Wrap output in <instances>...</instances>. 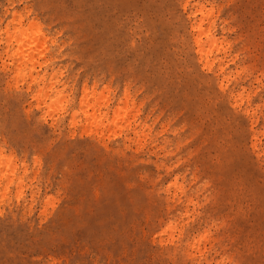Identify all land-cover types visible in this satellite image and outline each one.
Here are the masks:
<instances>
[{
    "label": "rangeland",
    "instance_id": "374dc122",
    "mask_svg": "<svg viewBox=\"0 0 264 264\" xmlns=\"http://www.w3.org/2000/svg\"><path fill=\"white\" fill-rule=\"evenodd\" d=\"M38 29L20 69L0 45V264H264V0H0V34Z\"/></svg>",
    "mask_w": 264,
    "mask_h": 264
},
{
    "label": "bare ground",
    "instance_id": "6f19581e",
    "mask_svg": "<svg viewBox=\"0 0 264 264\" xmlns=\"http://www.w3.org/2000/svg\"><path fill=\"white\" fill-rule=\"evenodd\" d=\"M203 10H204L203 5L200 4V3H196V4L193 5V10L190 12L189 16L193 17V19H192V31L194 33V39H195V44H196V47H197V53H198V55L200 57V60L206 66L211 68L212 65L219 59V57H220L219 55L222 52V48L219 47L220 39H218L216 37V34L214 32L213 24H211L207 29H204L203 26H204L205 19L203 18L202 20H195L196 15L197 14H202ZM13 17H14L13 21H17L18 19L20 21H22L23 15H21V13H18L17 11H14L13 12ZM11 24H12V21L10 23H8L7 30L9 29V26ZM7 32L8 31H3L0 34V45L1 44H5V46H7V47L4 48V51L8 50V53H7L8 58L10 56V58L12 59L13 62L17 61L16 62L17 63V69L21 68L23 60H27L28 61L29 59L35 57L34 54L32 55V52L35 50L36 45L41 44V48L40 49H41L42 52L45 51L46 49H48V47H46V44H45L47 36H45V33H42L40 29H38V32H36V35H35L36 38H34L35 37L34 36L30 40L26 39L25 35L23 33H20V35H18V36L6 37L5 35H6ZM13 42L15 44H17V51L14 50ZM226 51L227 50H225V53H226ZM215 52L217 53L216 55H214ZM45 55H46V53H45ZM46 63L47 62H45L44 64L46 65ZM220 64H221L220 71L223 73V72H225V68H224V65L222 63V60H221ZM9 65L10 64H8V66ZM58 72L59 71H57L56 73L51 75V80H50L51 83L48 84L46 82V80H47V76L49 74H48V71L46 69V71L44 72L43 75H38L37 77H34L32 79V83L30 84L29 89H31L32 86L38 87V92L40 93L39 96L40 95L43 96L44 101H47L51 97H58V95L60 94V90L56 89L57 88L56 85L58 84V81L54 82V80L56 78V74ZM221 80H222V78H221ZM243 91H245V89ZM89 93L90 92L87 90V88H85L84 89V95H82L83 98L81 100L82 101L81 102V106L84 109H87V110L92 108V102L90 103L92 98H90L91 94H89ZM237 95L240 96L241 93H238ZM41 106H42V103L40 104V107ZM95 112L96 111H94L91 116L87 117L88 120H92V119L96 118L95 117ZM107 114L108 113H106L104 115V117L99 119V121L100 120L102 121L103 119H105ZM89 118H92V119H89ZM136 132H138V131H136ZM135 134H138V133H135ZM16 161L17 160H15V158H12L11 156L8 157L5 154V152L0 149V182L3 183V181L5 179H7L8 186H9L10 183H13V182L16 181L17 182V187L20 190L22 188V186H23V183H24V176H22V177H18L17 176L16 171H17L18 166L16 165ZM23 168L25 169V165L23 166ZM177 180L178 179H176V183H178ZM173 225L174 224L172 222L169 223L167 225L166 229H170V228H174L175 229V227H177L175 225L173 227ZM168 231H170V230H168ZM198 241L199 240H197V239H196V241L194 240L195 243L198 242ZM200 241H201V239H200ZM200 243L201 242H198V244H200ZM194 247L196 248L198 246L195 245Z\"/></svg>",
    "mask_w": 264,
    "mask_h": 264
}]
</instances>
